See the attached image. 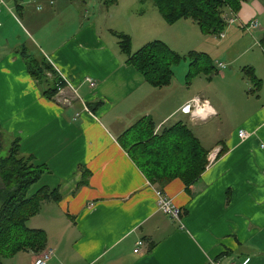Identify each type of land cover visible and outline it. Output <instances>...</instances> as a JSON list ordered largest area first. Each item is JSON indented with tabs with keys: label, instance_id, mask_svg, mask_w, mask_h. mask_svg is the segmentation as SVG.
Wrapping results in <instances>:
<instances>
[{
	"label": "crops",
	"instance_id": "crops-1",
	"mask_svg": "<svg viewBox=\"0 0 264 264\" xmlns=\"http://www.w3.org/2000/svg\"><path fill=\"white\" fill-rule=\"evenodd\" d=\"M13 1L23 14L28 1ZM126 2L45 0L29 28L22 25L65 81L61 89L71 93L70 103L61 101L62 91L53 99L42 94L16 49L19 43L0 52L1 127L19 139L23 154L48 167L37 186L58 187L61 195L27 220L28 227L45 231V248L19 251L4 264H36L49 249L45 264H264V0H245L237 12L225 13L223 36L202 32L190 18L169 24L153 2L146 9L139 0ZM9 10L0 4V30ZM251 20L256 27L247 26ZM160 31L161 41L178 54L207 53L213 70L221 69L220 79L244 81L243 67H251L260 89L235 90L242 105L234 106L228 97L225 105L211 102L207 87L187 88L174 74L166 85L151 86L125 62L115 33L129 35L132 51L160 40L153 39ZM186 34L196 40L187 43ZM193 98L201 109L181 112ZM221 109L241 119L221 142L205 147L194 130ZM176 115L175 122H184L205 149H223L188 191L179 178L161 188L152 185L122 144L124 131L141 117L149 116L158 133ZM239 129L250 135L240 139ZM83 169L86 181L80 184ZM157 190L181 209L183 228L158 210Z\"/></svg>",
	"mask_w": 264,
	"mask_h": 264
},
{
	"label": "trees",
	"instance_id": "trees-1",
	"mask_svg": "<svg viewBox=\"0 0 264 264\" xmlns=\"http://www.w3.org/2000/svg\"><path fill=\"white\" fill-rule=\"evenodd\" d=\"M245 0H152L157 11L169 24L182 18L192 19L207 34H219L225 28V13L237 12ZM125 62L134 66L145 81L153 87L166 85L173 76L172 66L185 56L174 52L161 40H152L136 51H131L128 34L115 33ZM264 44V42H263ZM27 72L49 99L65 86L53 65L43 54L32 53L25 45L19 49ZM187 76L207 75L214 69L207 53L189 51ZM243 70L253 85L249 92L255 93L261 87V80L251 67ZM101 101L90 104L94 110ZM155 125L149 116L141 117L122 134V144L136 166L155 187H163L168 181L179 178L188 191L199 179L207 165L208 150L193 134L192 130L178 120L154 132ZM8 135L0 124V150L2 139ZM223 153V149L217 157ZM48 172L44 164L35 163L31 154H23L19 139H10L5 155L0 156V264L3 259L19 251L41 252L47 242L44 230L30 228L27 220L38 213L45 202L61 199L58 187L41 185L32 193L30 188ZM80 184L85 183L86 170L82 171ZM161 191V190H160Z\"/></svg>",
	"mask_w": 264,
	"mask_h": 264
},
{
	"label": "rangeland",
	"instance_id": "rangeland-1",
	"mask_svg": "<svg viewBox=\"0 0 264 264\" xmlns=\"http://www.w3.org/2000/svg\"><path fill=\"white\" fill-rule=\"evenodd\" d=\"M28 2H25V8H23L22 12L23 14H19L18 10L15 8V4L13 0H3V3L0 2L1 5L6 6V8L11 11V14L7 13L10 15L7 17L8 19L3 22V27L0 30V52L5 53L6 48L9 46L10 48H13L15 43H19L16 46V49L18 48V53L19 49L22 47V45L25 44V46L34 54L38 55V50L35 48V46L31 43L30 39L27 37L25 34L22 25H25L29 28V22L33 21L34 16H38L40 13H36V6H40L42 2L45 0H27ZM110 0H104V2L108 3ZM139 8L141 9H146L151 3L152 0H139ZM121 3H127L126 0H121ZM94 5V4H93ZM152 5V4H151ZM122 4L119 6L121 7ZM39 11V10H37ZM225 16V15H224ZM14 19H13V18ZM159 24V23H158ZM161 25V24H160ZM162 27V26H161ZM181 28V27H180ZM159 29V28H158ZM176 28L175 30H177ZM8 31L9 33L6 34L5 32ZM159 31V30H158ZM159 36H162L161 31L159 32V35L157 37H154L153 39H160ZM187 36V43H192L193 41L196 40L195 35H190L186 34ZM161 40V39H160ZM207 46V45H206ZM138 47L133 48V52L136 51ZM189 53V51H185L183 53H180V55L186 56ZM21 56V54H20ZM219 58L220 55L218 56ZM22 58V57H21ZM23 59V58H22ZM215 59V57L213 58ZM189 63V58L185 57L181 59V61L177 64H174L172 66L173 69V74L175 75V79L177 82L182 83V85L185 84V87H189L190 89H197V90H202L203 88L207 87V90L210 92V100L211 102H214V98L217 99V101L221 102L223 105H225V99L228 97L230 100L231 105H242L241 102H238L237 98L235 95L239 94L235 90L243 89V90H249L252 89V84L248 81L247 77L243 74L242 78L244 81L235 79V78H227L225 80L220 79V74H221V69L217 68V72L215 70H212L209 76H211V79H207V75L205 74H199L196 76L189 75L187 76L188 73V66ZM26 67V65H25ZM225 70H222V72ZM227 72H229L228 69H226ZM185 82V83H184ZM70 88V87H69ZM62 94H60V99L64 103H70L72 101V95L70 92H65L63 89L61 90ZM263 91V90H262ZM234 92V94H233ZM61 93V92H60ZM80 94V93H79ZM81 95V94H80ZM241 95V94H240ZM233 96L235 97V102H233ZM241 99V97H240ZM243 99V95H242ZM54 101V100H53ZM60 105V104H59ZM231 111L221 109L219 111V114L216 115L215 117H212L208 119L207 121L200 123L198 128H196L195 134L202 137V144L205 147H210L212 144L216 142H221L222 139L226 137L227 132L229 131L230 128L236 127V123L238 122L240 117H236L237 114L235 115H227ZM236 113V112H235ZM180 115H176L175 117L171 118L170 122H175L176 119H178ZM3 124H5L6 119H2ZM170 124V123H169ZM10 144V138L7 136H4L2 139V149L0 150V156H3L6 154L7 149ZM209 152V150H208ZM36 188H38L37 183L34 184L30 190L29 193H32ZM171 219V218H170ZM176 221L181 228H183V223L179 220H173Z\"/></svg>",
	"mask_w": 264,
	"mask_h": 264
},
{
	"label": "built area",
	"instance_id": "built-area-1",
	"mask_svg": "<svg viewBox=\"0 0 264 264\" xmlns=\"http://www.w3.org/2000/svg\"><path fill=\"white\" fill-rule=\"evenodd\" d=\"M0 2L3 3V0H0ZM232 21H233L232 19L229 20V22H232ZM226 22L228 23L227 19H226ZM247 26L256 27L257 21L251 20L247 24ZM220 35L223 36V33H220ZM87 80H88L90 86L94 85V82L92 79L87 78ZM61 90L62 89L60 88L58 92H61ZM202 106H203V103L199 102V98H193V99H191L190 102L183 105L180 110L183 113L194 114V112L200 110ZM237 134H238V137L240 139H245L250 135V133H248L244 129H239ZM259 146L261 149L264 150V142H261L259 144ZM219 151H220V149L218 148V149H212L208 152V154H207V165H209L217 157V154ZM207 165H206V167H207ZM157 208L159 211L164 213L169 218H171L173 220H179L180 221V217H181V213H182L181 209L177 205L174 204V202L172 201V199L168 195H166L163 191H160V190H157ZM142 243H143V241L139 240L136 243V247L133 249V251L137 252L139 246ZM51 253H52V250H50V249L48 251H45L44 253H42V255L39 256V258L37 259L36 264H45L47 259L50 257Z\"/></svg>",
	"mask_w": 264,
	"mask_h": 264
},
{
	"label": "bare ground",
	"instance_id": "bare-ground-1",
	"mask_svg": "<svg viewBox=\"0 0 264 264\" xmlns=\"http://www.w3.org/2000/svg\"><path fill=\"white\" fill-rule=\"evenodd\" d=\"M198 111H199V110H198ZM198 111H195L194 114H195L196 112H198Z\"/></svg>",
	"mask_w": 264,
	"mask_h": 264
}]
</instances>
